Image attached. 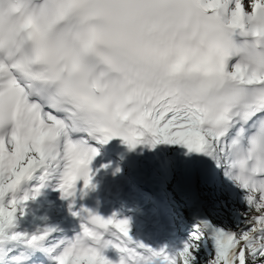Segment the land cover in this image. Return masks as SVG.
Segmentation results:
<instances>
[{
    "label": "snow or ice",
    "instance_id": "1",
    "mask_svg": "<svg viewBox=\"0 0 264 264\" xmlns=\"http://www.w3.org/2000/svg\"><path fill=\"white\" fill-rule=\"evenodd\" d=\"M8 3L9 16L0 6V233L34 177L35 194L49 181L65 198L95 187L93 139L120 137L130 149L182 144L244 191L235 224L200 221L168 251L133 239L129 218L85 208L73 213L82 220L74 237L50 240L55 229L46 228L26 243L56 264H200L201 256L264 264V0Z\"/></svg>",
    "mask_w": 264,
    "mask_h": 264
},
{
    "label": "bare ground",
    "instance_id": "2",
    "mask_svg": "<svg viewBox=\"0 0 264 264\" xmlns=\"http://www.w3.org/2000/svg\"><path fill=\"white\" fill-rule=\"evenodd\" d=\"M142 146L144 157L141 160L140 171L136 173L130 170L128 181L132 186H135V188H142L143 180L148 178L155 184L158 191H160L161 194H165L167 197V201H163L164 203L174 201V203L179 204V207L187 214L189 221L193 224L190 225L193 226V228L203 220H211L216 224H227L222 213H224V209L226 211L228 210L224 204L223 209L218 205L219 200L215 196L214 187H211L216 183L214 176L219 170V167L212 158L205 154L197 170V182H203V184H205L206 180H208L210 181V186L207 189L204 188L203 190H199L197 202L191 203L189 193L180 180L176 154L174 152L175 146L169 148L164 145L163 142L156 144L155 147L147 143H142ZM147 166L149 168L148 171L144 168ZM33 179L34 178L31 180ZM26 184L27 183L21 186L20 191L17 193L18 196L22 195ZM106 186L109 194H114V197H116V199H112V202L116 203V206L119 207L130 220V235L134 238L137 227L147 226L151 247L153 249L164 248L166 242L171 240L173 235L171 228L174 226V224H167L166 215L161 212V210L164 209V205L155 204L150 209L149 214L139 216L135 211H132V207H145L148 203L147 201L140 198L131 199L128 195V189L127 191L123 189V187H125L124 184H122V186L115 183L109 185L107 182ZM39 199H41V197H39ZM58 216L59 214L56 217ZM50 220L51 217L45 219L46 222ZM155 220L159 222L156 224ZM235 223L236 220H233L228 223V225H233ZM41 226H43V224H41ZM19 233H25V231L21 229ZM34 234H36V232Z\"/></svg>",
    "mask_w": 264,
    "mask_h": 264
},
{
    "label": "rangeland",
    "instance_id": "3",
    "mask_svg": "<svg viewBox=\"0 0 264 264\" xmlns=\"http://www.w3.org/2000/svg\"><path fill=\"white\" fill-rule=\"evenodd\" d=\"M144 168L146 169V171L149 170L148 166ZM114 169L117 172V175L110 181L111 183H115L119 186H122V184H124L126 188L123 187V189L126 191L128 189V195L131 199L140 198L148 202L145 207H132V210L135 211L137 215L143 216L149 214L150 209L155 204L164 205V209H162L161 212L166 215L167 224H174V226L171 228L173 234L171 240L166 242L164 248H166V250L168 251H173L181 247L182 243L189 238L190 233L195 231L196 229L193 228V226H190L193 224L189 221L187 214L179 207V204L174 203V201L164 203L163 201H167V197L165 196V194L161 193V200L153 198L142 188H135V186H132V184L128 181L130 174L129 170L118 166ZM214 180L216 181V183L211 187H214L213 189L215 191V196L219 200L218 205L221 207V209H223L224 204L226 206V209L229 211L228 212L224 209V213H222L227 223L226 225H228V223L237 219L239 213L244 211L246 206H231L233 197L231 195L226 196L225 192H232L233 194H235L234 196L236 198H239L242 202L245 201V193L232 180L225 176L224 168L222 166L219 167V170L214 176ZM209 186L210 181L208 180H206L205 184H203V182H197V192H199V190H203L204 188L207 189ZM25 193H27L26 190H23L22 195H24ZM29 196L30 198L27 201H24L17 206L18 211L16 212L13 224L6 227L3 233H0V264H18L19 257L16 256V254L18 250L21 249L22 245L27 241L28 237L34 234V231H32V226L37 225L42 229L46 227L55 228L56 235L61 234L64 228H66L65 219L61 211L57 209L54 202L48 201V199L46 198L42 201H39L36 198L32 197V195ZM58 214L59 216L56 217ZM47 217H51V220L49 222L45 221ZM158 222V220H155L156 224ZM41 224H43L42 227ZM21 229L25 231L24 234L27 235L18 236L17 238L13 239L12 235L14 233H19V230ZM55 234L53 235V237L55 236ZM207 246L211 247L210 243ZM203 247L204 245L202 243V249ZM8 248H11V250L8 251ZM200 264H203V258L200 260Z\"/></svg>",
    "mask_w": 264,
    "mask_h": 264
},
{
    "label": "water",
    "instance_id": "4",
    "mask_svg": "<svg viewBox=\"0 0 264 264\" xmlns=\"http://www.w3.org/2000/svg\"><path fill=\"white\" fill-rule=\"evenodd\" d=\"M144 186L149 189L155 196H158L156 186L150 180H145ZM137 240L142 241L145 245L149 246V237L146 233V227L137 229Z\"/></svg>",
    "mask_w": 264,
    "mask_h": 264
},
{
    "label": "trees",
    "instance_id": "5",
    "mask_svg": "<svg viewBox=\"0 0 264 264\" xmlns=\"http://www.w3.org/2000/svg\"><path fill=\"white\" fill-rule=\"evenodd\" d=\"M225 195L226 196H232L233 198H232V201H231V206H233V207H238V206H246V202L245 201H240V199L239 198H236L234 195L235 194H233L232 192H230V191H226L225 192ZM203 258V256H201V258H200V260Z\"/></svg>",
    "mask_w": 264,
    "mask_h": 264
},
{
    "label": "clouds",
    "instance_id": "6",
    "mask_svg": "<svg viewBox=\"0 0 264 264\" xmlns=\"http://www.w3.org/2000/svg\"><path fill=\"white\" fill-rule=\"evenodd\" d=\"M0 6H2V8L4 9L5 16L11 15V13H10V5L8 3V0H4L3 4L0 5ZM13 19H15L14 15H13Z\"/></svg>",
    "mask_w": 264,
    "mask_h": 264
}]
</instances>
